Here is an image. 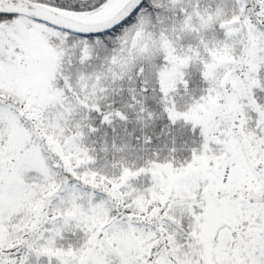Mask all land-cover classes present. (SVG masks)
I'll list each match as a JSON object with an SVG mask.
<instances>
[{
  "label": "snow or ice",
  "instance_id": "6c2138e0",
  "mask_svg": "<svg viewBox=\"0 0 264 264\" xmlns=\"http://www.w3.org/2000/svg\"><path fill=\"white\" fill-rule=\"evenodd\" d=\"M0 264H264V0H0Z\"/></svg>",
  "mask_w": 264,
  "mask_h": 264
}]
</instances>
